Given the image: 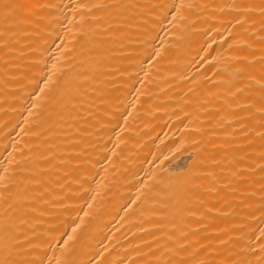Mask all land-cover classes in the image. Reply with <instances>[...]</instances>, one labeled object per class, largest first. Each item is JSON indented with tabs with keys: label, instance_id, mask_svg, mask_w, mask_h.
Here are the masks:
<instances>
[{
	"label": "bare ground",
	"instance_id": "obj_1",
	"mask_svg": "<svg viewBox=\"0 0 264 264\" xmlns=\"http://www.w3.org/2000/svg\"><path fill=\"white\" fill-rule=\"evenodd\" d=\"M0 264H264V0H0Z\"/></svg>",
	"mask_w": 264,
	"mask_h": 264
},
{
	"label": "rangeland",
	"instance_id": "obj_2",
	"mask_svg": "<svg viewBox=\"0 0 264 264\" xmlns=\"http://www.w3.org/2000/svg\"><path fill=\"white\" fill-rule=\"evenodd\" d=\"M232 128H233V127H232ZM227 132H228V131H227ZM229 132H230V131H229ZM229 132H228V133H229ZM231 133L234 134V132H231ZM231 133H230V135H229V134H228V135H229V136H232L233 134H231ZM225 134H227V133H225ZM228 135H227V136H228ZM223 136H224V135H223ZM227 136H226V137H227ZM229 136H228L227 138H229ZM224 137H225V136H224ZM224 137H223V138H224ZM227 138H225V139H227ZM230 138H232V140H233L234 135H233V137H230ZM227 140H230V139H227ZM230 143H231V141H230ZM186 144H187V143H186ZM186 144L184 143L183 145L186 146ZM187 145H188V144H187ZM230 145H231V144H230ZM181 146H182V145H181ZM182 147H183V146H182ZM187 147H188V146H187ZM187 147H186V148H187ZM179 148H180V147H179ZM179 148H178V149H179ZM184 148H185V147H183V148L179 151V152H180L179 155H177L178 150H176V153H174V154L177 155V156H175V157H176V159H177L178 162H180V160H178V159L182 157V158H181V162H180V164H181V163H182V164H181L179 167H177V169H180L181 171L186 172L185 174H187L188 172L191 171V170H189V169L191 168V167H189V166H190V165H189V162H190V160H191V157H190V155H188L189 152L187 153V149H188L189 147H188L186 150H185ZM183 149H184V151H183ZM182 155H183L184 157H183ZM187 155H188V156H187ZM178 156H181V157L178 158ZM185 156H187V157H185ZM183 158H184V159H183ZM182 161H183V162H182ZM188 165H189V166H188ZM187 169H188V171H187ZM187 175H188V174H187Z\"/></svg>",
	"mask_w": 264,
	"mask_h": 264
}]
</instances>
